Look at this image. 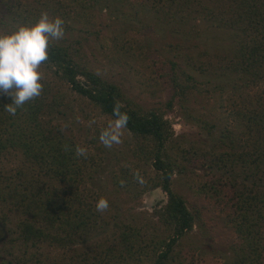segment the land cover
I'll return each mask as SVG.
<instances>
[{
	"label": "trees",
	"instance_id": "1",
	"mask_svg": "<svg viewBox=\"0 0 264 264\" xmlns=\"http://www.w3.org/2000/svg\"><path fill=\"white\" fill-rule=\"evenodd\" d=\"M116 3L160 13L161 18L202 17L234 30V50L215 67L225 77L221 86L230 88L225 119L205 118L191 105L199 88L174 63L166 75L167 99L145 108L79 61L81 40L71 38L80 30L76 24L93 10L113 12ZM0 6V17L7 15L4 33L34 24L42 12L63 18L65 35L50 42L48 60L41 64L98 115L114 121L117 105L127 113L129 138L121 140L127 147L122 157L154 170L147 176L146 170L136 172L133 163L114 171L110 159L118 164L121 156L117 145L107 148L100 142L106 127L86 137L88 144L66 133L59 121H67L65 93L46 76L41 75L40 96L15 116L4 108L11 98L0 95L1 256L12 264H180L175 246L192 229L195 215L172 180L175 173L201 169L198 190L218 204L236 236L226 264H264V0H0ZM176 107L202 130L187 145L178 140L182 134L175 133L167 117ZM78 146L86 149L84 156L76 154ZM104 173L121 190L139 185L135 196L159 187L165 198L146 211L149 216L141 224L135 217L126 220L118 202L107 200L109 207L98 211L97 201L107 199L100 181ZM98 235L102 240L91 243Z\"/></svg>",
	"mask_w": 264,
	"mask_h": 264
},
{
	"label": "rangeland",
	"instance_id": "2",
	"mask_svg": "<svg viewBox=\"0 0 264 264\" xmlns=\"http://www.w3.org/2000/svg\"><path fill=\"white\" fill-rule=\"evenodd\" d=\"M116 6L117 9L113 12L107 9L93 10L87 18L80 19L76 24L80 30H75L71 38L78 37L81 40V44H78L79 61L102 77L116 82L129 99L145 108L160 106L167 99L170 87L167 85L169 82L166 75L171 74L174 63L177 72L181 73L183 70L191 74L194 77L192 81L199 88L197 101L191 102V105L205 118L225 119L226 97L230 88L221 86L225 77L218 75L215 67H218L223 56L234 50L238 38L234 30L218 26L202 17L161 18L160 13L147 9L119 3ZM6 16L0 17V33L5 31ZM16 25L19 26L18 23ZM72 41L75 42L74 39ZM73 45L75 47L76 43ZM39 71L41 75L59 83L54 79L53 73L42 64ZM59 85L65 93V104L62 106L67 111V121H59L64 125L66 133L72 134L79 143L86 144V137L89 139L96 129L108 127L113 122L106 116L98 115L97 110L87 100L73 93L67 84ZM167 117L173 123L175 133L182 134L178 138L181 143L184 141L187 145L189 139L202 133L195 123L188 122L179 115L178 107L173 112H168ZM189 134L192 135L190 138ZM125 138H129V135L122 129L121 140ZM114 145H117L115 151L119 150V157L121 156L118 164L115 158L110 159L114 171H118L120 165L132 167L135 163V167L138 165L136 172L143 174L146 170L147 176L154 174V170L142 161L127 163L122 157V153L127 151L125 143ZM90 150L94 151L92 146ZM128 155L133 160L129 153ZM203 174V170L195 169L193 172L175 173L173 176V189L186 199L187 206L195 215L192 229L175 246L174 251L178 252L180 264H226L231 243L236 240L232 228L220 213L218 204L206 200L198 190ZM101 176L98 182L101 181L104 185L103 195L107 196L108 201L118 202L123 207L121 213L128 221L135 217L141 224L143 218L149 216L146 211L150 212L151 206L165 198L159 187L135 196L139 185H130L129 190L124 191L118 185H110L108 173ZM112 223L113 220L107 235L113 230ZM0 238H3L1 229ZM98 239L102 240V237H94L91 243ZM0 257L9 259L4 255Z\"/></svg>",
	"mask_w": 264,
	"mask_h": 264
},
{
	"label": "clouds",
	"instance_id": "3",
	"mask_svg": "<svg viewBox=\"0 0 264 264\" xmlns=\"http://www.w3.org/2000/svg\"><path fill=\"white\" fill-rule=\"evenodd\" d=\"M65 35V22L62 17L50 18L42 12L32 25H20L10 33H0V95L10 97L11 103L5 110L15 116L26 102L40 96L43 84L39 67L49 57V44ZM114 121L100 132L99 140L107 148L121 142V130L125 129L129 117L120 107H113ZM78 156H84L86 149L76 148ZM97 210L109 207L105 198L97 201Z\"/></svg>",
	"mask_w": 264,
	"mask_h": 264
},
{
	"label": "flooded vegetation",
	"instance_id": "4",
	"mask_svg": "<svg viewBox=\"0 0 264 264\" xmlns=\"http://www.w3.org/2000/svg\"><path fill=\"white\" fill-rule=\"evenodd\" d=\"M2 231V228H0ZM1 239V238H0ZM0 264H12L9 259L5 260L4 257H0Z\"/></svg>",
	"mask_w": 264,
	"mask_h": 264
}]
</instances>
